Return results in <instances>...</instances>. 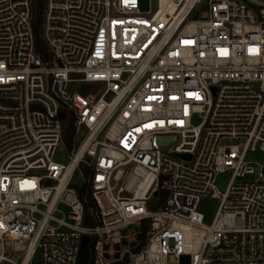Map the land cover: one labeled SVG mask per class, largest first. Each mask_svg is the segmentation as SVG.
<instances>
[{
  "label": "built area",
  "instance_id": "2783aa9c",
  "mask_svg": "<svg viewBox=\"0 0 264 264\" xmlns=\"http://www.w3.org/2000/svg\"><path fill=\"white\" fill-rule=\"evenodd\" d=\"M33 15L0 0V264H264V0H45L46 60Z\"/></svg>",
  "mask_w": 264,
  "mask_h": 264
},
{
  "label": "trees",
  "instance_id": "16d2710c",
  "mask_svg": "<svg viewBox=\"0 0 264 264\" xmlns=\"http://www.w3.org/2000/svg\"><path fill=\"white\" fill-rule=\"evenodd\" d=\"M44 4L45 0H33V7H34V15L32 20L33 25V32H34V40H35V48L39 55L43 59H48L49 54L47 48L43 42L42 34H41V24L43 20V13H44ZM59 117L64 122V144L66 147V151L71 153L74 148L75 143V126H74V117L73 114L69 113L67 109L62 106L59 110ZM87 175H89V169H85ZM79 196L82 200H87L85 203L86 212L91 205V193L88 186H83L78 189ZM149 229V221L146 220L142 223L141 227V242L142 244L145 243L147 231ZM93 243V239L89 236H84L82 239L81 250L79 253L78 264H92V254L90 251V247Z\"/></svg>",
  "mask_w": 264,
  "mask_h": 264
},
{
  "label": "rangeland",
  "instance_id": "374dc122",
  "mask_svg": "<svg viewBox=\"0 0 264 264\" xmlns=\"http://www.w3.org/2000/svg\"><path fill=\"white\" fill-rule=\"evenodd\" d=\"M95 85V84H94ZM97 85V84H96ZM258 156V154H256ZM68 154L65 151L64 147H61L56 155L57 161L67 162L68 161ZM230 173L227 174H220L217 177L216 180V186L219 190L224 191L230 181ZM83 182V176L81 175V171L77 170L75 172L74 178H73V186L77 189H79L82 186ZM155 203V200L149 202V209L150 207ZM219 202L212 198H204L201 200L199 204V211L204 215V221L207 224H210L216 214V211L218 209ZM129 229H135L138 230V225L134 224L129 226V228L126 229L128 231ZM175 264H191V257L189 255H182L178 262Z\"/></svg>",
  "mask_w": 264,
  "mask_h": 264
},
{
  "label": "water",
  "instance_id": "95a60500",
  "mask_svg": "<svg viewBox=\"0 0 264 264\" xmlns=\"http://www.w3.org/2000/svg\"><path fill=\"white\" fill-rule=\"evenodd\" d=\"M185 157H188L187 155H184Z\"/></svg>",
  "mask_w": 264,
  "mask_h": 264
}]
</instances>
